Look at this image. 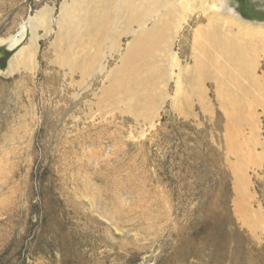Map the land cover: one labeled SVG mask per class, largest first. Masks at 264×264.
Segmentation results:
<instances>
[{"label":"rangeland","instance_id":"obj_1","mask_svg":"<svg viewBox=\"0 0 264 264\" xmlns=\"http://www.w3.org/2000/svg\"><path fill=\"white\" fill-rule=\"evenodd\" d=\"M0 264H264V0H0Z\"/></svg>","mask_w":264,"mask_h":264},{"label":"bare ground","instance_id":"obj_2","mask_svg":"<svg viewBox=\"0 0 264 264\" xmlns=\"http://www.w3.org/2000/svg\"><path fill=\"white\" fill-rule=\"evenodd\" d=\"M22 38H23V37H22ZM17 42H19V41H16V42H15V45L17 44ZM17 63H18V62L16 61V64H17Z\"/></svg>","mask_w":264,"mask_h":264}]
</instances>
